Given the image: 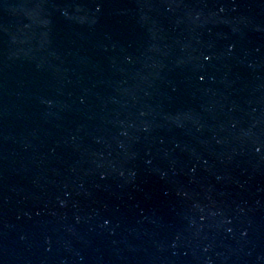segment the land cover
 Instances as JSON below:
<instances>
[{
	"label": "water",
	"instance_id": "1",
	"mask_svg": "<svg viewBox=\"0 0 264 264\" xmlns=\"http://www.w3.org/2000/svg\"><path fill=\"white\" fill-rule=\"evenodd\" d=\"M0 264H264V0H0Z\"/></svg>",
	"mask_w": 264,
	"mask_h": 264
}]
</instances>
